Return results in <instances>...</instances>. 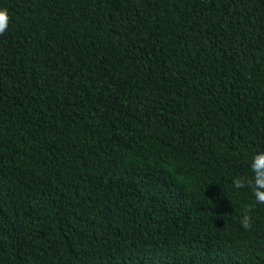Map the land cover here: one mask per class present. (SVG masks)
Returning <instances> with one entry per match:
<instances>
[{
    "label": "trees",
    "instance_id": "obj_1",
    "mask_svg": "<svg viewBox=\"0 0 264 264\" xmlns=\"http://www.w3.org/2000/svg\"><path fill=\"white\" fill-rule=\"evenodd\" d=\"M0 8V264H264V0Z\"/></svg>",
    "mask_w": 264,
    "mask_h": 264
},
{
    "label": "clouds",
    "instance_id": "obj_2",
    "mask_svg": "<svg viewBox=\"0 0 264 264\" xmlns=\"http://www.w3.org/2000/svg\"><path fill=\"white\" fill-rule=\"evenodd\" d=\"M10 17L6 9L0 8V35L8 30ZM249 167L251 176H236L232 179L233 188L236 190L250 189L256 204H264V151H258L251 157ZM252 207H248L242 213L240 225L243 229L249 230L252 227L250 213Z\"/></svg>",
    "mask_w": 264,
    "mask_h": 264
}]
</instances>
